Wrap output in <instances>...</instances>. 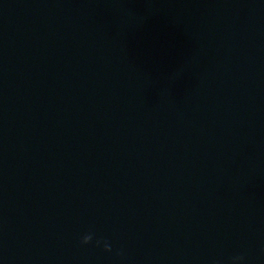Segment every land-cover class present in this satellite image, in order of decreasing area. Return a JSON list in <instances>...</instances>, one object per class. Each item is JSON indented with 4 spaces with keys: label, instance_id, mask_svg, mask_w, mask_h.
<instances>
[{
    "label": "water",
    "instance_id": "95a60500",
    "mask_svg": "<svg viewBox=\"0 0 264 264\" xmlns=\"http://www.w3.org/2000/svg\"><path fill=\"white\" fill-rule=\"evenodd\" d=\"M264 84V0H156Z\"/></svg>",
    "mask_w": 264,
    "mask_h": 264
},
{
    "label": "clouds",
    "instance_id": "9594fccd",
    "mask_svg": "<svg viewBox=\"0 0 264 264\" xmlns=\"http://www.w3.org/2000/svg\"><path fill=\"white\" fill-rule=\"evenodd\" d=\"M92 240H93V235L91 233H88L82 237L81 243L86 245V244L91 243ZM96 243H97V245H99L101 243V241L97 240ZM103 244H104V250L105 251H111L112 250L111 245L107 241H104ZM242 259H243V256H236V257H233V262L235 264L236 261H240Z\"/></svg>",
    "mask_w": 264,
    "mask_h": 264
}]
</instances>
